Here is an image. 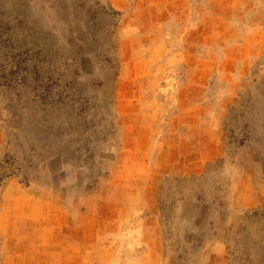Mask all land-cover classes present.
I'll return each instance as SVG.
<instances>
[{
	"label": "rangeland",
	"instance_id": "374dc122",
	"mask_svg": "<svg viewBox=\"0 0 264 264\" xmlns=\"http://www.w3.org/2000/svg\"><path fill=\"white\" fill-rule=\"evenodd\" d=\"M204 82L211 160L171 126ZM13 181L93 208L44 264H264V0H0V203Z\"/></svg>",
	"mask_w": 264,
	"mask_h": 264
},
{
	"label": "crops",
	"instance_id": "0c3cea01",
	"mask_svg": "<svg viewBox=\"0 0 264 264\" xmlns=\"http://www.w3.org/2000/svg\"><path fill=\"white\" fill-rule=\"evenodd\" d=\"M205 84L204 82L200 83V86L196 85L194 94L192 86L195 84L190 83L185 88L186 97L184 104L187 106L186 114H179L180 118L178 116L173 117L171 126H173L175 131L179 129V126L185 128L184 133L177 132V134L180 136L182 134L186 137L187 144L185 148H187V152L191 154L197 152L200 154L201 159L211 160L216 157L215 153H222V148H220L218 142L209 143L208 145L205 142H201L200 145L203 147L195 148L193 140H190L194 136H206L209 130L202 124L205 120V114L201 113L198 115L196 113L200 107H193L191 100L190 102L187 100L194 96L197 98L202 97ZM198 89H201V94ZM178 120H180L181 124H179ZM163 150L175 151V148H163ZM192 159L193 156H191L189 162H186L184 175L194 173ZM173 163L177 165L176 160ZM110 187L119 194H123L125 190L121 189L119 184L111 183ZM113 199L116 198L113 197ZM59 202V196L53 194L52 191H47V189L43 191L33 190L29 187H23V185L15 181L7 185L2 193L0 203V264H37L40 259L42 264H44L43 255L38 253L37 250L57 248V244L52 243L65 241L66 237L61 236L59 232H65L66 226L71 228L75 226H93V208L89 214H75L73 211L63 209ZM51 232L55 235L51 236Z\"/></svg>",
	"mask_w": 264,
	"mask_h": 264
}]
</instances>
